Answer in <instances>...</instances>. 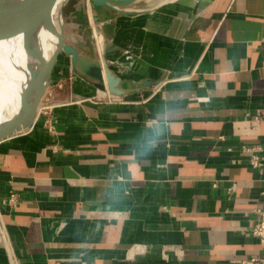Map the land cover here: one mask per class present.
<instances>
[{"label":"crops","instance_id":"0c3cea01","mask_svg":"<svg viewBox=\"0 0 264 264\" xmlns=\"http://www.w3.org/2000/svg\"><path fill=\"white\" fill-rule=\"evenodd\" d=\"M130 10L100 11L125 94L100 97L64 56L42 103L54 128L38 115L0 142V264H239L262 252L250 229L264 172L241 148L264 142V0Z\"/></svg>","mask_w":264,"mask_h":264},{"label":"water","instance_id":"95a60500","mask_svg":"<svg viewBox=\"0 0 264 264\" xmlns=\"http://www.w3.org/2000/svg\"><path fill=\"white\" fill-rule=\"evenodd\" d=\"M57 1L0 0V44L22 39L24 50L34 57L33 37L39 26L44 25L47 31L57 36L55 50L42 70L41 81L38 82L32 68L29 72L23 71L24 77L20 83L22 109L14 111L8 118L0 121V142L33 127L39 107L51 84L55 64L64 56L70 58L71 69L75 75L92 84L100 97H106L107 93L113 98L125 94L120 87L121 78L110 68L105 56L104 19L100 11L107 8L123 14H135L139 11L127 7L138 0H89L90 12L86 10L81 15L77 12L71 14L72 23L78 25L77 31L89 33V40L85 37L76 44L67 41L63 27L62 13L67 0L60 5V17L57 22L51 15ZM90 44L93 45L92 56L80 51L79 48ZM117 66L123 65L117 62ZM160 83L161 80H146L143 86L157 87Z\"/></svg>","mask_w":264,"mask_h":264},{"label":"bare ground","instance_id":"6f19581e","mask_svg":"<svg viewBox=\"0 0 264 264\" xmlns=\"http://www.w3.org/2000/svg\"><path fill=\"white\" fill-rule=\"evenodd\" d=\"M64 0H58L51 12L54 21L60 17V5ZM57 36L39 26L33 37L34 57L23 48V40L19 39L8 44H0V121L8 118L14 111H21V87L23 71L35 72L40 82L41 73L49 57L55 50Z\"/></svg>","mask_w":264,"mask_h":264},{"label":"built area","instance_id":"2783aa9c","mask_svg":"<svg viewBox=\"0 0 264 264\" xmlns=\"http://www.w3.org/2000/svg\"><path fill=\"white\" fill-rule=\"evenodd\" d=\"M45 103L39 107L38 115L42 114L45 118L46 124H48V128L53 129L54 127L50 121L52 102L46 101ZM56 105H58V103H56ZM241 151L248 156V163L252 168L260 172H264V142L256 145L243 146ZM213 185L216 186L217 183L215 182ZM234 189L235 185L230 187V190ZM262 194H264V190L262 191ZM18 199L19 195L17 193H12L10 194L8 201L11 205H16L18 203ZM255 212L257 219L255 224L250 229V234L258 238L259 244L262 247V252L258 255L242 259L239 264H264V207L256 209ZM3 228V219L0 213V237L4 242L6 241V238Z\"/></svg>","mask_w":264,"mask_h":264},{"label":"rangeland","instance_id":"374dc122","mask_svg":"<svg viewBox=\"0 0 264 264\" xmlns=\"http://www.w3.org/2000/svg\"><path fill=\"white\" fill-rule=\"evenodd\" d=\"M164 1H168V0H138L127 8L131 9V7H136V6H138L139 8L142 7L149 8ZM89 3H90L89 0H67V2L65 3L63 7L62 17H63V25H64L63 27L65 29V36L68 39V41L74 43L77 42L78 40L85 39V37H87V40H89V33L88 32L79 33L76 30L78 25L72 23L71 21V14L74 13L75 11H78V9H80V12L78 13L79 15H81L83 11L86 10L90 12Z\"/></svg>","mask_w":264,"mask_h":264}]
</instances>
